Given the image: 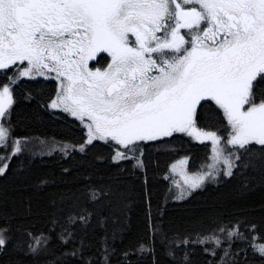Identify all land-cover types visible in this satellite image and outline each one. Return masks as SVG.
Segmentation results:
<instances>
[{
	"label": "snow or ice",
	"instance_id": "obj_1",
	"mask_svg": "<svg viewBox=\"0 0 264 264\" xmlns=\"http://www.w3.org/2000/svg\"><path fill=\"white\" fill-rule=\"evenodd\" d=\"M105 56L103 69L90 65ZM13 66L18 74L0 87V118L15 102L11 85L44 77L58 82L51 108L90 121L88 144L111 139L134 151L138 142L185 133L211 141L225 176L233 174L240 150L264 155V92H257L264 83V0H0V70ZM209 102L226 121L227 155L219 129L196 125L198 107ZM7 133L0 124V142ZM15 144L13 155L20 151ZM121 158L129 157H113ZM205 177L215 179L207 172L185 183L195 191ZM6 231L0 227V251ZM252 247L264 256V245Z\"/></svg>",
	"mask_w": 264,
	"mask_h": 264
},
{
	"label": "trees",
	"instance_id": "obj_2",
	"mask_svg": "<svg viewBox=\"0 0 264 264\" xmlns=\"http://www.w3.org/2000/svg\"><path fill=\"white\" fill-rule=\"evenodd\" d=\"M15 75L0 70V87ZM11 89L2 124L20 151L0 148V167L8 165L0 174V264H264L252 247L264 244V155L242 151L231 176L172 200L170 164L187 157L188 170L199 171L208 143L174 133L134 151L112 140L88 144L80 123L49 109L51 83L20 78ZM198 113V128L227 132L214 103ZM118 152L129 158L114 160Z\"/></svg>",
	"mask_w": 264,
	"mask_h": 264
},
{
	"label": "rangeland",
	"instance_id": "obj_3",
	"mask_svg": "<svg viewBox=\"0 0 264 264\" xmlns=\"http://www.w3.org/2000/svg\"><path fill=\"white\" fill-rule=\"evenodd\" d=\"M22 78L29 79L27 77H22ZM50 109H52V108L50 107ZM0 124H2V118H0ZM218 134L223 138L221 143H222L223 147L225 148L224 155H227L229 152L232 151V146H228L224 143V141H226V139H227V132L226 133H218ZM204 142L209 144L210 151H209V154H208L207 158L205 159V161L201 164L199 171L190 172L188 170V158L187 157H180L179 159H177L176 161H174L173 163L170 164L167 177L171 178L169 191H170V198L172 200L185 199L186 197H188L193 192L191 189L188 188V185L185 183L186 178L194 177L195 175L200 174V173L212 172L215 179L213 180L211 177H205V181H204V184H205L208 182H215L222 177H228V176H225L223 174L224 170H225V165L223 164V162L222 161L218 162L214 159V154L211 150L212 149L211 141L205 140ZM6 145H11V147L15 146V143L9 139L8 133H7L5 140L3 142H0V148L5 147ZM242 151L243 150H240L239 154H242ZM185 159H186L185 164L181 165L178 163L179 161L185 160ZM173 165H176L175 170H173ZM208 165H214V167L210 169L208 167ZM236 165H237V161H236ZM233 169H232V172H233ZM181 195H183L184 198L177 199V197H179ZM259 245H264V244H259Z\"/></svg>",
	"mask_w": 264,
	"mask_h": 264
},
{
	"label": "flooded vegetation",
	"instance_id": "obj_4",
	"mask_svg": "<svg viewBox=\"0 0 264 264\" xmlns=\"http://www.w3.org/2000/svg\"><path fill=\"white\" fill-rule=\"evenodd\" d=\"M133 41H134V37H132L131 38ZM108 59H110V58H106V56L105 57H101L98 61H95V62H90V65L95 69V68H101V69H103V67H105L106 66V64H107V62H108ZM21 67H23V65L21 66ZM9 69H14L15 70V72H16V66H13V67H11V68H9ZM17 73V72H16ZM18 74V73H17ZM34 79H41V80H44V81H46V82H49V83H51L53 86H54V95H53V97H52V99H51V101H50V103H49V109H50V104H51V102H52V100L53 99H55L56 98V92H57V87H58V82L56 81V80H54V79H45L44 77H36V78H34ZM203 103V102H202ZM199 108L200 107H198V110H199ZM52 112H54V113H58V114H60V115H62V116H64V117H66V118H69V119H71V120H74V121H77L78 123H80L86 130H87V128L84 126V124H86V123H89L90 121H88L87 120V117H85V121H84V123H81V121H79V120H77L75 117H72L70 114H68V113H66V112H63L61 109H59V108H52V109H50ZM107 140H111V139H107Z\"/></svg>",
	"mask_w": 264,
	"mask_h": 264
}]
</instances>
